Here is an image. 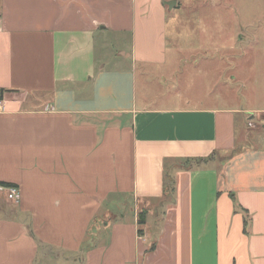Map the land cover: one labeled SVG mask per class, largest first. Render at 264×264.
Here are the masks:
<instances>
[{"label":"crops","instance_id":"crops-1","mask_svg":"<svg viewBox=\"0 0 264 264\" xmlns=\"http://www.w3.org/2000/svg\"><path fill=\"white\" fill-rule=\"evenodd\" d=\"M181 4L0 0V264H264V22L234 16L186 95L139 94Z\"/></svg>","mask_w":264,"mask_h":264},{"label":"rangeland","instance_id":"rangeland-1","mask_svg":"<svg viewBox=\"0 0 264 264\" xmlns=\"http://www.w3.org/2000/svg\"><path fill=\"white\" fill-rule=\"evenodd\" d=\"M180 3L182 4L168 16L167 63L160 66L161 69H166L165 73L161 75L159 73L162 71H157L144 77L140 71L139 94L145 91L146 82H150L152 86L149 88L153 92H157V87L160 86L164 93L169 92L175 99L179 94L186 95L187 91L196 86L198 73L199 77L207 75L204 66L199 72L196 70L198 61L215 59L219 63L223 60L221 58L226 52L224 47L233 30L234 16L248 14L253 24L249 30L251 36L258 31L253 21L257 18L264 22V0H257V5L238 7L232 5V0H180ZM224 76L230 78L231 75L225 72ZM131 199L124 200L123 209H131ZM141 212L140 210L139 214Z\"/></svg>","mask_w":264,"mask_h":264},{"label":"trees","instance_id":"trees-1","mask_svg":"<svg viewBox=\"0 0 264 264\" xmlns=\"http://www.w3.org/2000/svg\"><path fill=\"white\" fill-rule=\"evenodd\" d=\"M4 93H5L4 91H2L0 93V100H3ZM166 181H165V183H166ZM169 182H170V185H172L173 180H170ZM0 184L1 185H4V186H12L11 184H7V183H0ZM231 198L232 199H235L234 198V194H231ZM145 220H146V212L142 211L138 215V224H139L140 228L145 224ZM247 225H248V222H247V219H245V221H244V232H246ZM138 234L141 236L143 234V230L142 229H139Z\"/></svg>","mask_w":264,"mask_h":264},{"label":"built area","instance_id":"built-area-1","mask_svg":"<svg viewBox=\"0 0 264 264\" xmlns=\"http://www.w3.org/2000/svg\"><path fill=\"white\" fill-rule=\"evenodd\" d=\"M4 108V101L0 100V111ZM252 126V124H250ZM0 190H6L8 193V199L14 203H19L20 201V191L17 187H0Z\"/></svg>","mask_w":264,"mask_h":264},{"label":"water","instance_id":"water-1","mask_svg":"<svg viewBox=\"0 0 264 264\" xmlns=\"http://www.w3.org/2000/svg\"><path fill=\"white\" fill-rule=\"evenodd\" d=\"M168 6H169V7H171V6H172V4H170V3H169V5H168Z\"/></svg>","mask_w":264,"mask_h":264}]
</instances>
